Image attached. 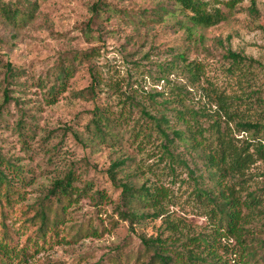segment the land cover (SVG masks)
<instances>
[{"label": "rangeland", "instance_id": "374dc122", "mask_svg": "<svg viewBox=\"0 0 264 264\" xmlns=\"http://www.w3.org/2000/svg\"><path fill=\"white\" fill-rule=\"evenodd\" d=\"M35 1L40 7L26 25L14 28L0 18V60L3 64L10 62L22 72L17 84L10 87L11 96L20 99L22 104L9 103L0 122V153L25 168L30 179L27 187L16 184L26 193V200L16 211L35 204L54 181L63 179L69 171L75 172L77 192L88 183H92L93 189L74 195L75 202L68 208L66 221L58 230L59 237L48 234V242L44 244L40 239L37 252L33 246L38 238L35 231L26 230L24 235L20 230L24 223H12L20 248L32 237L23 264H112L110 257L117 253V247L122 249L123 257L130 255L134 261L140 250L143 251L141 236L156 238L163 232L165 239H177L180 247L186 234L212 232L215 227L207 217L208 209L196 197L188 170L180 165L172 174L168 161L160 160L163 148L158 132L152 130L151 139L143 142L135 140L134 136L145 123L142 106L153 116L166 115L174 124L177 117L173 109L181 105L176 102L179 96L175 88L189 91L186 105L195 103L198 108L197 103L206 102L202 87L209 84L225 95L250 101L242 107L239 117L264 124V0H204L220 8L227 19L212 28H197L192 39L185 30L175 26L182 16L169 17L162 24L138 27L121 13L109 21L93 17L91 8L98 0ZM161 1L168 3L166 0L109 2L135 15L144 10L152 11ZM228 2H234L235 8L228 7ZM252 7L259 11V17L251 13ZM90 51H94L90 62L76 61V71L66 91L52 104L48 89L54 84L60 61L75 55L81 57ZM228 51L252 58L259 64L243 68L241 72H230L231 63L224 57ZM180 53H185L189 61L203 64L205 76L200 84L194 85L181 66L170 67L166 79L162 78L160 69L168 67ZM91 67L101 70L106 84L100 86L96 100L73 97L72 93L89 87ZM4 73L0 65V107L4 102ZM127 96L141 106L126 102ZM166 100L175 102L165 107L159 105ZM97 107L111 113L118 142L109 138L102 141L95 135L90 120ZM216 110L218 107L214 104L213 107L207 105V112ZM21 122L26 124L21 129L24 135L19 130ZM211 123L212 119L208 118L204 126ZM222 125L224 128L226 123ZM230 125L237 139L250 140L249 133L238 132L235 124ZM147 126L143 129L148 132L151 126ZM119 158L131 159L129 168L119 179L137 187L148 183L170 191L172 198L167 212L184 231L183 237L165 230L163 219L137 224L134 230L121 220L114 209L121 190L107 174L111 164ZM250 176L247 191L264 187L263 160L251 168ZM227 183L238 185L232 180ZM236 189L244 200L247 191L239 185ZM97 190L107 195L108 200L98 204L97 198L92 196ZM89 226L98 227V235L88 234ZM81 227L83 231L79 234ZM250 227L258 237L264 238V233L258 230L264 229V215H256ZM220 243L228 250L235 246L233 240L221 239ZM221 253L229 264H238L239 258L232 253Z\"/></svg>", "mask_w": 264, "mask_h": 264}, {"label": "trees", "instance_id": "16d2710c", "mask_svg": "<svg viewBox=\"0 0 264 264\" xmlns=\"http://www.w3.org/2000/svg\"><path fill=\"white\" fill-rule=\"evenodd\" d=\"M109 1L98 0L94 3L91 8L93 17L109 21L112 16L121 13L127 15L136 26L148 27L165 23L169 17L182 16L183 19H178L175 26L185 30L191 39L194 38L197 28H212L227 19L220 8L213 7L204 0H166L168 3L161 1L152 11L144 10L135 15L117 9ZM227 6L235 8L236 5L234 2H228ZM39 7L35 0L15 2L0 0V18L16 28L31 21ZM251 13L260 16L256 7H252ZM93 53L94 51L85 52L81 57L75 55L60 61L54 84L48 89L52 104L66 91L69 79L75 74L76 61L80 59L82 62H90ZM224 57L231 63L230 72H241L243 68L259 64L252 58L232 51H228ZM0 65L5 70L4 102L0 107L1 122L3 110L9 103L14 102L16 106L22 104L20 99L10 94L12 90L10 87L17 84L16 80L22 72L16 70L10 62L3 64L0 60ZM180 66L188 73L194 85L202 82L205 76L203 64L189 61L185 53L177 54L168 67L160 69L162 78L166 79L170 67L178 69ZM89 73L91 77L89 87L72 93L73 97L86 101L97 99L100 86L106 84L104 74L96 67H91ZM175 89L179 96L177 99L179 101L176 102L181 104L180 108L173 109L177 123L173 124L166 115L153 116L142 106L145 123L135 134L134 139L148 141L153 134L152 130L158 132L163 148L160 160L168 161L172 174L176 173V167L180 165L188 170L195 186L196 197L208 209L207 217L215 228L212 232H202L194 236L186 234L185 241L180 247L176 243L177 239H165L163 232L156 238L141 236L143 251L140 250L134 261H131L133 258L130 255L123 257L122 249L119 247L117 253L110 257V261L112 264H229L221 253L228 251L239 258L238 264H264V238L258 237L254 228L250 227L256 215H264V187L255 191L245 189L252 180L251 168L258 161H264V124L240 118V110L250 101L225 95L212 84L202 87L203 99L206 102L197 103L198 108H195V103L186 105L185 101L190 98L189 91L183 87ZM126 102L141 106L131 96H127ZM174 102L166 100L159 105L165 107ZM213 104L218 110L214 113L207 112V105L213 107ZM208 118L212 119V123L205 127L204 122L208 121ZM222 122L226 123L224 128ZM147 124L151 126L148 132L143 129L148 127ZM230 124H235L238 132L249 133L250 140L237 139ZM24 126H26L24 122L19 123V130ZM90 126L100 140L106 141L109 138L115 142L119 141V136L115 133L114 119L103 107L95 108ZM21 135H24L22 130ZM129 162L130 158H119L107 171L112 183L121 190L114 207L121 220L128 222L130 228L134 230L137 224L163 219L165 230L183 237L184 231L167 212V205L172 196L166 187L152 186L148 183L137 187L128 180L119 179V175L129 168ZM29 180L25 168L0 153V264H15V260L18 261L16 264H23L26 250L32 244V237H28L26 245L21 248L17 245L12 223H24L20 227L24 235L27 233L26 230L35 231L38 238L33 246L37 252V242L40 239L44 244L48 242V234L59 237L58 230L66 221L68 208L75 202L74 195L85 194L93 189L92 183H88L82 191L77 192L75 172L69 171L63 179L54 181L46 194L35 204L24 207L21 212L16 211L17 206L26 200L25 191L16 184H20L22 188L27 187L30 184ZM228 180L234 181L243 191H247L244 200L237 192L238 185H229ZM92 196L97 198L98 204L108 200V196L98 190L94 191ZM258 230L264 233V229ZM82 231L83 228L78 233L81 234ZM86 231L93 236L98 235V227L89 226ZM221 239L233 240L235 246L228 250L221 245ZM170 240L172 242L168 243Z\"/></svg>", "mask_w": 264, "mask_h": 264}]
</instances>
